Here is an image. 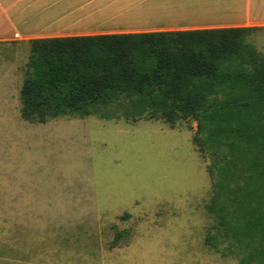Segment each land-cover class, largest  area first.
I'll return each instance as SVG.
<instances>
[{
  "label": "rangeland",
  "instance_id": "1",
  "mask_svg": "<svg viewBox=\"0 0 264 264\" xmlns=\"http://www.w3.org/2000/svg\"><path fill=\"white\" fill-rule=\"evenodd\" d=\"M256 29L247 42L264 55ZM28 41L0 42V264H238L206 213L211 156L195 122L29 124Z\"/></svg>",
  "mask_w": 264,
  "mask_h": 264
},
{
  "label": "trees",
  "instance_id": "2",
  "mask_svg": "<svg viewBox=\"0 0 264 264\" xmlns=\"http://www.w3.org/2000/svg\"><path fill=\"white\" fill-rule=\"evenodd\" d=\"M256 30L29 40L20 118L195 122L192 143L211 156L205 209L217 236L238 264H264V55L247 42Z\"/></svg>",
  "mask_w": 264,
  "mask_h": 264
},
{
  "label": "crops",
  "instance_id": "3",
  "mask_svg": "<svg viewBox=\"0 0 264 264\" xmlns=\"http://www.w3.org/2000/svg\"><path fill=\"white\" fill-rule=\"evenodd\" d=\"M264 26V0H0V42Z\"/></svg>",
  "mask_w": 264,
  "mask_h": 264
}]
</instances>
